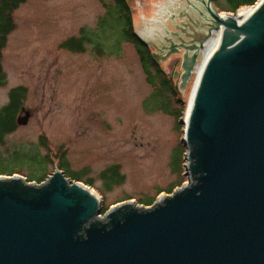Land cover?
Returning <instances> with one entry per match:
<instances>
[{
  "label": "water",
  "instance_id": "95a60500",
  "mask_svg": "<svg viewBox=\"0 0 264 264\" xmlns=\"http://www.w3.org/2000/svg\"><path fill=\"white\" fill-rule=\"evenodd\" d=\"M184 4L178 13L190 17L192 8L205 30L198 43L169 38L163 47L162 59L185 49L180 88L212 32L236 29L223 35L187 101L186 184L152 205L122 201L101 213L100 198L61 170L40 183L0 175V264H264V0L242 25L221 20L212 0ZM167 14V22L177 18Z\"/></svg>",
  "mask_w": 264,
  "mask_h": 264
},
{
  "label": "rangeland",
  "instance_id": "374dc122",
  "mask_svg": "<svg viewBox=\"0 0 264 264\" xmlns=\"http://www.w3.org/2000/svg\"><path fill=\"white\" fill-rule=\"evenodd\" d=\"M169 1H131L134 29L139 35L148 26L159 27V23L148 22L155 18L156 5H169L167 9L176 16L185 7L184 0ZM219 3L226 4L223 0ZM105 11L98 0H26L14 10L15 28L0 55L6 78V84L0 86V108L7 103L10 88L23 86L27 94L20 115L27 112L29 118L4 136L0 158L9 171L32 178L40 172L29 165L35 154L47 158L41 168H46L47 174L63 157L70 173L82 177L81 182L93 180L92 188L103 205L110 208L132 199L141 204L148 198L154 203L160 195L187 182L182 121L196 74L179 88L181 54H170L159 60L170 85L162 87L154 70L149 69L151 80L147 77L131 43L120 40L116 48V30L103 38L101 54L91 44L82 53L59 47L81 28L97 33ZM188 15L198 18L195 25L202 21L192 8ZM182 16V22L187 23L188 17ZM178 22L168 21L165 27L177 32ZM186 37V43L191 44L194 37ZM160 40L153 43L158 45ZM198 59L199 64L201 56ZM171 87H176L178 95ZM163 106L169 112L181 109V124L175 115L165 113ZM110 166H116L122 181L106 190L101 172Z\"/></svg>",
  "mask_w": 264,
  "mask_h": 264
},
{
  "label": "trees",
  "instance_id": "16d2710c",
  "mask_svg": "<svg viewBox=\"0 0 264 264\" xmlns=\"http://www.w3.org/2000/svg\"><path fill=\"white\" fill-rule=\"evenodd\" d=\"M26 0H0V55L1 51L5 48V44L9 33H11L15 28V23H13L12 14L14 10L17 9L20 5L24 4ZM99 3L106 9L105 14L101 18L99 23L98 32L88 33L84 28H81L79 34L77 36H70V38L63 40L60 42L59 47L69 52L82 53L85 51L86 46L91 44L93 45V49L98 53H103V38H107L112 34H108L109 32L113 33V30H116L118 33V38L116 39V48L119 49L120 40L123 42L131 43L135 51L137 50V54L139 56V60L142 63V67L144 72L147 73V77L151 80V74L149 69L154 70L155 75L157 77L160 76V83L164 88H170L169 82L165 79L163 75V71H161L160 65H158L150 56V50L148 46H146L137 36L134 29V18L132 14V9L130 7V3L132 0H98ZM213 3L218 7L221 11H229L234 12L239 7L244 5H253L256 0H223L226 3L224 6L220 5L219 0H212ZM222 1V0H221ZM109 31V32H108ZM109 35V36H108ZM6 84V78L4 75L3 67H1V56H0V86H4ZM172 93L178 95L176 87H171ZM27 90L23 86H17L10 88L7 95V103L0 108V142L3 140L4 136H6L9 132H12L16 128L15 119L23 107L25 98H26ZM155 95L157 93L154 92ZM176 103L181 104V100L176 99ZM168 106V105H167ZM167 106H163L162 110L169 114L175 115L176 120L179 123V119L182 117V110L175 109L172 112L167 110ZM184 151H182L183 153ZM181 155L179 159V166L181 162ZM47 158H38L35 154L34 158L30 162L31 170H39V174H34L32 178H28V180H35L36 182H41L46 178L47 173H45V169L43 165H46L45 162ZM58 167L63 170L64 174L70 177L72 180L83 181L82 177L79 174H71L69 170V166L64 160V158H60L58 163ZM14 173L12 170L6 169V164L0 158V174L10 175ZM101 177L103 179V183L105 184L106 190H110L111 186L115 183H119L122 181V175L117 171L116 166H110L108 170L101 172ZM84 184H89L93 186V180L88 178L84 181ZM172 190H170L171 192ZM141 204L151 205L153 204V199L148 198L147 200L141 202ZM101 213H104L108 207L105 205H101Z\"/></svg>",
  "mask_w": 264,
  "mask_h": 264
},
{
  "label": "bare ground",
  "instance_id": "6f19581e",
  "mask_svg": "<svg viewBox=\"0 0 264 264\" xmlns=\"http://www.w3.org/2000/svg\"><path fill=\"white\" fill-rule=\"evenodd\" d=\"M193 1V0H192ZM260 2H262L263 0H259ZM168 2H170L168 0ZM158 7V10L156 11V15L154 19H148V22L152 25H157V23H159V27H146V30L140 32V35L142 38L144 39H157L158 37H160L162 35V32L164 30V24L166 22L167 19V12H168V6H164V5H156ZM253 8H247L244 7L240 10L237 11V15H234L233 17H231L230 15L225 14L224 12H222L219 16V18L221 20L224 21H228L231 18L235 19V21L242 25L243 23H245L246 19L249 17V15L251 14V12L253 11ZM236 29H230L228 27H226L225 25H221L220 28L216 31L212 32V35L210 37L209 40H207V42L204 44V46L202 47L201 50V55H202V59L200 61L199 64H197L196 68H195V74H196V83H197V79L198 77L201 75L202 73V68L203 65L206 63V61L209 59V57L213 54L214 51H216L219 48V45L222 42L223 39V35L227 32H234ZM191 99L190 101L187 103L186 108H185V112H184V116L183 119L185 121L186 119V113L188 112L190 105H191ZM92 193L95 195V192L92 191ZM97 196V195H96Z\"/></svg>",
  "mask_w": 264,
  "mask_h": 264
},
{
  "label": "flooded vegetation",
  "instance_id": "af4514ba",
  "mask_svg": "<svg viewBox=\"0 0 264 264\" xmlns=\"http://www.w3.org/2000/svg\"><path fill=\"white\" fill-rule=\"evenodd\" d=\"M202 22L203 21L199 22L198 26H201ZM192 24L195 25L196 24L195 21L192 20L189 23L179 24V26H177L178 29H177V32H176L178 34V36H175V35L171 34V35H168L167 38H172L174 41L176 40L175 42H177L178 44H180V43L183 44V46H189V44L186 43V38H187L186 36L191 34L194 37L193 43H198V41L202 39V36H200V34H202V32L204 30L201 29V30H199V32H196V30L194 28H192L193 27ZM190 28L194 29V31H195V33L193 31L194 34L189 32ZM181 38L184 39L183 42L181 41ZM168 45H169V42L167 41V39H162V42L161 41L158 42L157 46L160 49H162L163 51L162 52L158 51V56H152L154 61L159 63L160 56H162L168 50V49H165L163 47L168 46ZM151 50H152L151 51V53H152L153 50H154L153 47H151ZM183 52H184V48H180V52L179 53L182 55Z\"/></svg>",
  "mask_w": 264,
  "mask_h": 264
}]
</instances>
